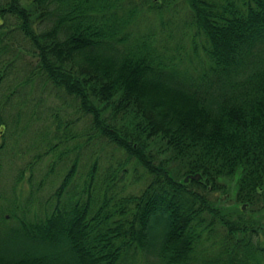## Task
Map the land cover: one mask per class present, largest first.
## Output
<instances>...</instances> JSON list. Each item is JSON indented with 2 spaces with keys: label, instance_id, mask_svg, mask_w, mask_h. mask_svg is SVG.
Here are the masks:
<instances>
[{
  "label": "trees",
  "instance_id": "16d2710c",
  "mask_svg": "<svg viewBox=\"0 0 264 264\" xmlns=\"http://www.w3.org/2000/svg\"><path fill=\"white\" fill-rule=\"evenodd\" d=\"M169 2L0 0V169L5 152L28 151L8 141L25 135L32 86L69 102L86 119L83 143L98 139L112 157L102 174L95 157L74 192L75 155L41 216L10 210V223L0 210V264H264L241 207L229 218L212 197L234 174L242 204L263 191L264 0H184L190 46L199 35L203 51L190 66L131 31ZM47 135L16 183H33V163L56 144ZM138 169L146 186L123 193Z\"/></svg>",
  "mask_w": 264,
  "mask_h": 264
},
{
  "label": "rangeland",
  "instance_id": "374dc122",
  "mask_svg": "<svg viewBox=\"0 0 264 264\" xmlns=\"http://www.w3.org/2000/svg\"><path fill=\"white\" fill-rule=\"evenodd\" d=\"M186 16L187 5L184 0H172L160 12L152 11L150 14H144L137 18L131 25V31L133 35L149 33L153 38L151 40L153 45L159 51L158 53L165 56L168 54L175 56L178 62L181 61L183 65L190 66L187 63V57L192 56L193 61L196 62L197 57L203 55V51L199 35L194 36L198 48L194 50L190 46V34L193 35V33H191V26ZM39 88L32 86L23 90L26 92L24 100L27 116L26 122H22V125L27 126L26 132L21 137V142L19 141L20 138L17 141L15 138L8 141L10 145L17 143L20 147L27 148L28 151L19 155L18 152H5L3 166L0 169V210L4 212L10 223L14 222L10 220L8 212L10 210H13L16 215L20 214V216L23 212L30 218H36V215L39 214L40 216L43 215L45 206L40 203V199L47 198L58 188L63 176L67 173L71 159L75 155L79 154L71 182L74 192L82 189L84 174L95 157L98 158L99 174H102L106 166L112 162V157L109 154L111 149L104 146L98 139H91L86 145L83 143L85 141L83 134L86 128V119L77 114L69 102L64 103L62 100L49 95L47 90ZM56 115L63 121L58 123V138H51L52 132L57 126L58 118ZM66 120L68 124L65 127ZM89 134L91 133L89 132ZM42 135L49 136L52 143H56L54 149L43 159L33 163L34 181L31 185L26 181V178L16 183L14 180L19 172L18 168L27 165L28 159L33 156L35 150H43L44 148L47 150ZM65 135L68 136L67 139ZM168 166L169 168L174 167L170 162ZM143 173L142 169H138V174H141L138 181L132 180L133 178L128 174L122 183L124 185L123 193L139 194L148 180ZM27 175L28 172L26 171L25 177ZM237 178L238 174L221 178L220 181L223 184L216 189L212 197L218 198L216 203L223 212L229 213V218L237 217L236 215L239 213L236 210L241 207L242 217L253 223L258 229L261 241L264 242V187L262 193L252 203L242 204L237 200L236 195ZM96 184L98 183L95 182L91 188ZM30 190L36 197L32 196V198L37 199L38 205L33 203L29 207H25L24 202L27 200V194ZM94 190L92 192H96L97 189ZM94 204L96 205V203ZM14 206H16L15 209H13Z\"/></svg>",
  "mask_w": 264,
  "mask_h": 264
},
{
  "label": "water",
  "instance_id": "95a60500",
  "mask_svg": "<svg viewBox=\"0 0 264 264\" xmlns=\"http://www.w3.org/2000/svg\"><path fill=\"white\" fill-rule=\"evenodd\" d=\"M200 175L199 174H195V175H188L184 178V182H187L189 179H193V180H199Z\"/></svg>",
  "mask_w": 264,
  "mask_h": 264
}]
</instances>
